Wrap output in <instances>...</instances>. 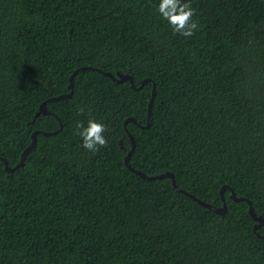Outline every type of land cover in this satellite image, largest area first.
<instances>
[{"label":"trees","instance_id":"trees-1","mask_svg":"<svg viewBox=\"0 0 264 264\" xmlns=\"http://www.w3.org/2000/svg\"><path fill=\"white\" fill-rule=\"evenodd\" d=\"M156 2L0 0V158L55 132L0 161V264H264L246 202L225 189L219 215L124 164L131 134L135 170L215 207L229 186L264 218V0H191V38ZM82 67L151 82L83 69L49 100ZM90 118L96 153L75 134Z\"/></svg>","mask_w":264,"mask_h":264},{"label":"water","instance_id":"water-1","mask_svg":"<svg viewBox=\"0 0 264 264\" xmlns=\"http://www.w3.org/2000/svg\"><path fill=\"white\" fill-rule=\"evenodd\" d=\"M83 69L95 70L96 72L101 73L104 76L110 78L112 80V82L115 83V84L123 83L125 81H128L130 83V86H131L132 89H139L142 86H144L145 84H147L148 82H151L150 79H145V80H143L141 82L140 87L139 88H136L134 86V84H133L132 78L129 75H126V74H122L120 72H117L116 73V76H114L113 74L108 73V72H103L100 69H94V68H90V67H82L80 69L75 70L73 72V74L69 77V86H68L69 93L68 94H62L60 96H57L55 98H51L49 100H60V99L70 98L71 95H72V89H73V78H74V76L80 70H83ZM154 95H155V88H154V85H153L151 98H150L149 103H148L147 121H146V125L144 126L145 128H149V126L151 124V119H150L151 118V107H152V104H153ZM40 114H42V115H54L53 113H51L50 111L47 110L46 101L43 102V103H41V105L39 107V110H38L36 116H38ZM127 122H132V123L138 125V123L136 122V120L134 118H128L125 121V123H124V128H125ZM59 125H60V128H59V130H60L62 126H61L60 123H59ZM125 131L127 132V130H125ZM37 134H42V135H45V136H49V135L55 134V132L34 131L31 134V139H32L31 143L29 144V146L21 154L19 163L15 167H13V168H10L7 165V162H6L5 159L0 158V161L4 164L5 170L7 172H11V171L15 170L16 168L21 167L23 165V163H24L26 157L28 156L29 152L34 148V146L36 144ZM127 134H128V132H127ZM128 137H129V140H130V143H131V149H129V151H127L126 156L124 157V164H125V166L127 167V169L131 173H134L139 178L144 179V180H147V181H150V180H160V179H163V178H169L171 180L172 187L176 191L183 193L184 195H186L187 197H189L191 200H193L194 202L198 203L200 206H202L204 208H207V209L211 210L212 212H214L216 214H219V215H223L226 212V205H225V201H224L223 194H224L225 189H227L230 192V197L229 198L232 201H234V202H246L248 204V215L251 217L252 220L255 221V225L253 226V232H255L257 234L256 231L260 227H262L264 225V218L262 216H257L255 214L254 208L251 205L250 201H248L246 198H243V197H237L236 194L232 191V189L229 186H223L221 188V190H220V197H221V201H222V206L221 207H215V206H212L211 204L206 203V202H204V201L196 198L195 196H193V195H191V194H189V193H187V192L179 189L177 187L176 183H175L173 174H171L169 172L163 173V174L158 175V176L148 177L144 173H142V172H140L138 170H135L133 167H131V165L129 163V158H130V156H131V154H132V152L134 151V148H135V142H134V138H133V136L131 134H128ZM120 148L121 149H124V147L122 145V142H120Z\"/></svg>","mask_w":264,"mask_h":264},{"label":"clouds","instance_id":"clouds-1","mask_svg":"<svg viewBox=\"0 0 264 264\" xmlns=\"http://www.w3.org/2000/svg\"><path fill=\"white\" fill-rule=\"evenodd\" d=\"M155 12L167 22L174 34L185 38H191L198 27L197 21L193 19L195 10L191 7V0H157ZM75 129L82 149L96 153L106 146L104 123L90 118L86 124L77 121Z\"/></svg>","mask_w":264,"mask_h":264}]
</instances>
